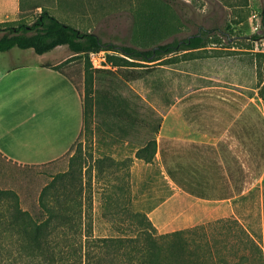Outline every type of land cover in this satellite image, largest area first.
I'll return each instance as SVG.
<instances>
[{"label": "rangeland", "instance_id": "1", "mask_svg": "<svg viewBox=\"0 0 264 264\" xmlns=\"http://www.w3.org/2000/svg\"><path fill=\"white\" fill-rule=\"evenodd\" d=\"M42 8L49 9L62 21L119 45L152 47L196 34L201 27L227 35L222 36L221 43L208 44L189 55L190 59L176 64L144 66L137 62L127 68L95 73L90 99L96 105L89 140L84 136L57 161L36 166L18 165L0 155V190L18 195L23 208L32 207L52 175L66 170L72 155L82 145L83 153L92 164L102 158L113 159L104 164L103 176L93 178L96 237L134 234L130 227L125 230L119 227L126 214L106 215L102 197L109 183L131 189V202L127 191L119 192L123 208L146 212L163 203L169 204L171 211L162 213L160 225L150 217L160 233L226 218L217 206L221 203L219 200L196 201L194 198H201L190 194L193 198L172 200L177 193H188L168 176L160 153L152 163L137 158L136 153L150 139L161 140L156 131L160 124L162 135L172 134L171 123L176 122L182 107L193 115L192 107L182 103L200 92L237 91L264 112V99L258 87V59L264 53V0H19L14 11L0 16V23L20 19L32 23ZM32 63L61 64L62 71L85 94L86 59L73 55L66 46L44 55L14 48L0 56V69ZM261 70L264 75V62ZM130 72L141 73L143 77L130 80ZM44 110L43 107L33 109L39 114ZM176 132L181 134L178 139L186 140L184 130ZM110 165L116 170L112 174ZM235 197L240 212L238 219L253 233L254 237L246 230L263 249V255L256 246L245 242L237 228L231 231L222 224L208 230L214 254L227 258L225 264H264V174Z\"/></svg>", "mask_w": 264, "mask_h": 264}, {"label": "trees", "instance_id": "2", "mask_svg": "<svg viewBox=\"0 0 264 264\" xmlns=\"http://www.w3.org/2000/svg\"><path fill=\"white\" fill-rule=\"evenodd\" d=\"M217 31L201 27L188 37L140 48L107 42L99 34L83 31L42 8L32 23L21 19L0 23V56L14 48L44 55L66 46L73 55L85 57L84 127L69 153L82 137H91L96 102L90 99V92L95 73L108 71L93 69L91 52L111 51L108 59L112 69L137 62L144 66L176 64L208 44L221 43L227 33ZM260 57L258 87L264 99V53ZM41 65L62 71L61 64ZM128 75L130 80L143 77L136 72ZM185 103L194 114L182 107L176 122L171 123L172 134L162 135L160 124L156 131L161 140L150 139L138 149L137 158L152 163L160 153L169 177L192 196L225 200L242 194L264 174V112L244 94L225 89L200 92L182 105ZM179 130H184L186 140L178 139ZM81 148L72 155L66 170L52 175L32 207L23 208L18 195L0 190V264H225L228 259L214 254L208 238L209 228L216 224L231 231L237 228L245 242L263 255L257 241L233 217L160 233L146 212L122 207L119 192L127 191L130 202L132 192L116 183H109L103 193L106 215L126 214V222L119 227H130L134 234L96 237L93 178L103 176L104 164L113 159L102 158L92 164ZM115 171L113 167L110 174Z\"/></svg>", "mask_w": 264, "mask_h": 264}, {"label": "crops", "instance_id": "3", "mask_svg": "<svg viewBox=\"0 0 264 264\" xmlns=\"http://www.w3.org/2000/svg\"><path fill=\"white\" fill-rule=\"evenodd\" d=\"M18 4L19 0H0V16L9 15ZM34 107L45 110L39 114L33 111ZM83 127L82 94L61 70L38 63L0 69V153L8 161L25 166L59 159L68 153ZM188 197L192 196L177 193L172 200ZM194 200L207 202V199ZM219 201L221 216L240 219L236 197ZM165 211L171 210L169 204L163 203L146 213L160 225Z\"/></svg>", "mask_w": 264, "mask_h": 264}, {"label": "built area", "instance_id": "4", "mask_svg": "<svg viewBox=\"0 0 264 264\" xmlns=\"http://www.w3.org/2000/svg\"><path fill=\"white\" fill-rule=\"evenodd\" d=\"M111 51H95L90 53V62L95 70L102 69H112V65L109 62L108 54H111Z\"/></svg>", "mask_w": 264, "mask_h": 264}]
</instances>
